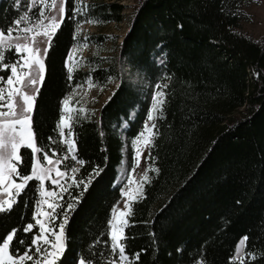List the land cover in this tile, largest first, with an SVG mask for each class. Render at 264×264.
<instances>
[{"label": "trees", "instance_id": "trees-1", "mask_svg": "<svg viewBox=\"0 0 264 264\" xmlns=\"http://www.w3.org/2000/svg\"><path fill=\"white\" fill-rule=\"evenodd\" d=\"M121 1L65 0L64 20L49 42L45 78L34 100L37 147L66 154L62 145L49 144V137L61 139L57 126L63 101L86 80L104 89L117 82L97 113H80L79 118L76 114L71 121L78 159L85 162L83 167L67 162L69 168H80L74 178L87 182L94 168L103 172L70 213L63 264L85 258V264H107L116 259L104 242L110 241L113 209L123 199L124 186L116 184L118 167L124 158L130 161L131 142L144 130L149 112V182L142 180L127 216L132 225L124 229L130 237L124 241L129 260L264 264V34L256 37L243 26L253 19L250 8L260 0H138L119 43L116 36L91 37L98 44L112 39L116 54L96 53L88 58L87 70L72 74L67 60L78 41V26L121 23ZM40 8L49 11L48 5L36 4L27 24L39 21ZM27 10L23 2L17 9L13 0H0V30ZM16 59L5 53V63ZM9 74L0 71L5 79ZM138 75L148 82L147 88H138ZM157 84L168 87L163 89L165 102L153 110V96L161 90ZM0 86L7 91L6 85ZM123 120L128 128L122 134ZM20 154L21 173L30 175L32 154L24 148ZM39 193V181H30L14 211L0 215V242L13 229L18 230L15 239L26 244L39 232L38 227L32 233L23 231L28 223L35 225ZM68 202L71 197L66 195L65 205ZM245 236L244 255L236 258ZM16 247L23 254L25 244ZM9 253L15 255L11 248ZM136 253H142L138 261Z\"/></svg>", "mask_w": 264, "mask_h": 264}, {"label": "snow or ice", "instance_id": "snow-or-ice-1", "mask_svg": "<svg viewBox=\"0 0 264 264\" xmlns=\"http://www.w3.org/2000/svg\"><path fill=\"white\" fill-rule=\"evenodd\" d=\"M13 2L17 9L21 7L22 2L27 4L28 10L19 19L14 20L12 26H9L6 30H0V64H3V67H0V71L9 72L10 70V74L6 79L4 76H0V84L6 85L7 89H9L6 91L5 87L0 86V188L4 192H7L10 197L8 200H0V215L10 214L14 211V206L19 203L18 198L25 194L30 181H39V195L41 199L35 202V225L28 223L23 228L25 233H32L34 227H38L39 232L33 233L30 243L26 244L23 240L15 239L18 230L13 229L12 233L8 234L0 242V264H25V262H31V264H63L66 248L61 241L66 235V228L70 222V213L76 211L89 189L100 178L103 169L94 168L93 172L89 174L87 182H85L82 179L77 180L74 178L75 174L80 171L79 167L69 168L67 163L69 160L79 164L81 167L85 164L82 159H78V148L76 147L74 138H72V124L70 122L74 121V117L70 113L65 115V113H68L67 105L70 98H66L63 101L65 109L64 113L61 114L60 123L57 126L61 139L56 141L52 137H49V144L62 145L67 150L66 154H60L54 149L45 151L43 146H36L33 140L31 115L34 110V100L36 99V95L34 94L40 92V88L36 87V85L45 78L44 61L49 51L48 48H44L41 51L39 44L50 42L56 34V29L60 27V24L64 20L65 0H60L59 7H57V0H52V4L48 9L50 12L59 13V21L55 14L46 17L44 9H39V25L44 26V20L47 19L50 23L46 27L51 29V31L46 30L43 33H37L35 37L28 35L29 32L36 30L35 24L31 28L22 27V25L30 22L29 15L33 12V7L37 4V0H13ZM5 31L7 36H5ZM40 37H43V39H40ZM29 43L32 44V47H29ZM6 52L17 57L11 65L5 63ZM25 69L28 71L25 72ZM69 79H71V76H69ZM155 87L161 89V85L159 84ZM167 87L166 84L163 85V89H167ZM26 89L34 94H29V91H26ZM163 89L156 91L153 96V110L165 102L163 99L165 94ZM82 112V109L78 110L76 118H79V114ZM147 120H153L151 112L147 114ZM5 123H7V127L4 126ZM17 126H19V131ZM145 129L151 131V129L147 128V124L145 125ZM65 130H67V136L65 135ZM6 131L9 133L7 139L5 138ZM143 135V132L139 133L136 140L132 142L133 145ZM22 148L30 150L33 157L30 175H23L21 173L24 164V158L20 154ZM49 152H51V155H49ZM140 156L141 152L137 150L135 152L136 164L139 163L138 158ZM44 165H47V167ZM61 168L70 171L72 176L66 175V171H61ZM52 172H55V177L50 175ZM17 180L20 182L17 183ZM46 180L49 181V186L54 191H45ZM143 180L144 182H149L147 172L144 174ZM69 181L71 182L69 183ZM70 190H75L76 194L73 195ZM66 195L71 197V202L65 205L64 200ZM123 195L129 198L125 202V207L128 208V203L132 200V197L129 192H123ZM48 197L56 198V203H50ZM43 204H46L51 211H43L40 207ZM116 211L114 208L113 219H115ZM119 215L120 217L130 216L131 210L128 209L127 213L120 211ZM41 216H45L48 219L42 220L39 218ZM57 220H59V234L56 231ZM109 224L112 226L110 241L104 242V246L110 249L112 256L116 259L107 261V264H116L117 260L120 264H125V262L127 264H134L125 254L124 243V241L130 238L124 235V228H130L132 225L128 224L125 220L120 221V227H117L111 220ZM49 236L54 237V240L50 241ZM247 240L248 237L245 236L239 244H244ZM99 243L100 241L97 240V244ZM17 244H25L23 254L19 253L16 247ZM10 248L15 255H9ZM236 251L239 253L240 248L237 247ZM58 253L61 255H58ZM100 254L103 255V253ZM141 254H134L136 261L139 260ZM49 256L53 257V259L49 260ZM87 259L78 260V264H85V260ZM88 264H91L90 260ZM230 264H235V262L230 260Z\"/></svg>", "mask_w": 264, "mask_h": 264}, {"label": "rangeland", "instance_id": "rangeland-1", "mask_svg": "<svg viewBox=\"0 0 264 264\" xmlns=\"http://www.w3.org/2000/svg\"><path fill=\"white\" fill-rule=\"evenodd\" d=\"M121 3L125 4V10H124V20L121 23H109V24H95L93 22H86L81 23L78 26L77 30V44L74 45L69 53L68 60H67V66L69 70L72 72H75L76 70L82 69L87 70L88 69V58L93 56L96 53H100L103 56H112L116 54L117 49L115 45L112 42V39H108L102 44H98L93 41L91 38L93 35H104V36H116L118 38V43L123 38L125 32L128 29L129 22L132 16L133 6L138 3V0H122ZM37 4H42L43 6H50L52 4V0H37ZM60 6V0H57V7ZM81 7V5L79 6ZM65 8V3H64ZM66 9V8H65ZM250 11L253 13V19L251 21H246L243 23L244 29L247 30V32L253 34L256 37H259L264 34V0H260L259 3L252 6L250 8ZM55 14L57 16V20L59 21L60 15L58 12H50L48 11L45 16H51ZM50 23L49 20H44V26H40L38 22L33 23L36 25V30L34 32H29L28 35L30 37H35L37 33H43L44 31H51V29H48L46 26ZM33 24H23L22 27H33ZM7 36V35H5ZM40 39H43V37H40ZM29 47H32V44L29 43ZM39 47L41 51H43L44 48L49 47V42L47 43H40ZM159 63H162V59L158 58ZM45 62V61H44ZM25 72L28 70L25 69ZM135 83L139 86V89H144L148 87V82L145 81V79L142 76H135L134 78ZM41 82H38L36 87H39L41 85ZM117 85V82H114L111 86L108 88H99L96 85L92 84L89 80L84 81L83 83H80L77 85L73 91L70 93V95L67 98L69 99V103L67 105L68 113L72 114L73 117L77 114V111L82 109V113H86L88 111L91 112H98L100 109L102 103L106 100V98L111 94L114 87ZM9 90V89H7ZM26 91H29L26 89ZM29 94H34L33 92L29 91ZM36 95V94H34ZM65 105L63 104V113H64ZM6 110V109H5ZM242 109H239V111L235 112L236 115H239ZM135 116V113H131V117ZM32 115H31V127H32ZM71 123V122H70ZM127 121L123 120L122 127L120 131L122 132L123 129L128 128ZM147 126L149 124V121L146 123ZM7 127V123L4 125ZM19 131V126H17ZM33 131V130H32ZM141 132L144 133V135L140 138V140L133 145V141L136 140V138L131 142V159L130 161L127 158H124V160L121 163V170L119 171L118 176V185L122 184L124 186L123 192H129L130 196L132 197V200L135 196L138 195L141 183L144 177V174L148 171V148L149 143L151 139V131L142 130ZM140 132V133H141ZM123 134V132H122ZM9 133L5 132V138L7 139V136ZM65 135L67 136V130H65ZM33 140L36 144L34 133H33ZM37 146V145H36ZM139 150L141 152V156L138 158L139 163L136 164V157L135 152ZM124 151H127V148L124 149ZM43 163V162H42ZM47 167V165H44ZM61 171H64L61 169ZM52 177H55V172H52L50 174ZM66 175L69 176L68 172H66ZM14 179V177H13ZM17 183H19L17 181ZM45 191H54L49 186V181H45ZM14 193V190H13ZM10 199L7 192H4L2 188H0V200H8ZM48 200L50 203H56V198L48 197ZM129 198L127 196L123 195V199L118 203L116 206V213H115V219L112 220L113 223L117 225V227H120V221L125 220L127 222V215L125 217H120L119 212L125 211L128 212V209L130 208L131 201L128 203V208L125 207V202L128 201ZM41 209L45 212H50L51 209L47 207L46 204H43L40 206ZM42 220H47L48 218L45 216L39 217ZM125 229V228H124ZM57 233L59 234V228L56 229ZM112 231V226H111ZM49 236V240H50ZM54 240V239H53ZM51 241V240H50ZM65 236L63 237L61 243L65 247ZM237 247L240 248L239 253L236 251V258H242L244 255V244H238ZM237 250V249H236ZM11 255V253H9ZM58 255H61L58 253ZM49 260H52L53 257L49 256ZM119 264V263H116Z\"/></svg>", "mask_w": 264, "mask_h": 264}, {"label": "bare ground", "instance_id": "bare-ground-1", "mask_svg": "<svg viewBox=\"0 0 264 264\" xmlns=\"http://www.w3.org/2000/svg\"><path fill=\"white\" fill-rule=\"evenodd\" d=\"M121 170V168H120V166L118 167V172ZM119 176V175H118ZM117 181H118V179H117ZM116 184H117V182H116ZM244 247H245V243H244Z\"/></svg>", "mask_w": 264, "mask_h": 264}]
</instances>
